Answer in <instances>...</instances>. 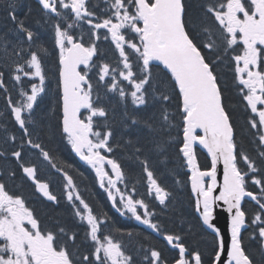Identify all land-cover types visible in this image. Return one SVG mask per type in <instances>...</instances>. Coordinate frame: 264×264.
I'll list each match as a JSON object with an SVG mask.
<instances>
[{
    "label": "snow or ice",
    "instance_id": "1",
    "mask_svg": "<svg viewBox=\"0 0 264 264\" xmlns=\"http://www.w3.org/2000/svg\"><path fill=\"white\" fill-rule=\"evenodd\" d=\"M0 96V264H264V0H0Z\"/></svg>",
    "mask_w": 264,
    "mask_h": 264
},
{
    "label": "trees",
    "instance_id": "2",
    "mask_svg": "<svg viewBox=\"0 0 264 264\" xmlns=\"http://www.w3.org/2000/svg\"><path fill=\"white\" fill-rule=\"evenodd\" d=\"M4 101V98L3 96H0V104L3 103ZM10 129L11 130H15L13 128H11V125H9ZM59 143V140L57 141ZM59 157L61 159H64L66 160L67 162L69 163H73L74 166H77L78 164L72 159V156L70 155V152H69V149L64 147L63 144L61 145V150L60 152L58 153ZM200 160H201V163L204 164L206 163V156L201 153L200 154ZM79 171L80 172H83L84 176L85 177L84 179H80V177L78 176L77 177V182L82 184V191H84V194L86 196L87 199H94L95 202H90L92 203L94 206H96L97 208L100 207V206H105L107 205V202H106V199H105V196L104 194L101 192V190L98 188V186L96 185V183L94 182V179L92 178L93 175L91 174V172L88 170V169H82L81 166H79ZM81 177V178H83ZM87 186L86 190L84 188V186ZM139 191L143 192L144 191V188L140 185H137ZM59 211V209H58ZM110 215H112L114 218H115V221H116V225L119 226V227H122V228H129V227H135L133 226L131 223H125V222H121L118 217H116L112 212L108 211ZM136 228V227H135ZM137 230H140V231H144L146 232L145 230H142V229H139V228H136Z\"/></svg>",
    "mask_w": 264,
    "mask_h": 264
},
{
    "label": "rangeland",
    "instance_id": "3",
    "mask_svg": "<svg viewBox=\"0 0 264 264\" xmlns=\"http://www.w3.org/2000/svg\"><path fill=\"white\" fill-rule=\"evenodd\" d=\"M5 109V105L3 103L0 104V111H3ZM45 177L47 176H42V179H45ZM53 185L56 186L57 185V181H55V179H53Z\"/></svg>",
    "mask_w": 264,
    "mask_h": 264
},
{
    "label": "water",
    "instance_id": "4",
    "mask_svg": "<svg viewBox=\"0 0 264 264\" xmlns=\"http://www.w3.org/2000/svg\"><path fill=\"white\" fill-rule=\"evenodd\" d=\"M73 154V156L75 157V154L74 153H72ZM77 160H78V158H77ZM79 161V160H78ZM80 162V161H79ZM80 163H82V162H80ZM223 226H224V223H223V220L221 221V223H220V227H222L223 228Z\"/></svg>",
    "mask_w": 264,
    "mask_h": 264
}]
</instances>
